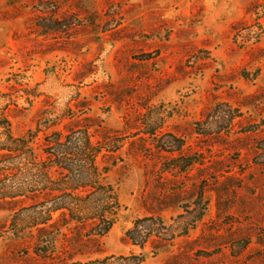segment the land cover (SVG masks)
Wrapping results in <instances>:
<instances>
[{
	"label": "rangeland",
	"instance_id": "374dc122",
	"mask_svg": "<svg viewBox=\"0 0 264 264\" xmlns=\"http://www.w3.org/2000/svg\"><path fill=\"white\" fill-rule=\"evenodd\" d=\"M7 96L0 264H264V0H0ZM77 129L98 193L48 162Z\"/></svg>",
	"mask_w": 264,
	"mask_h": 264
},
{
	"label": "trees",
	"instance_id": "16d2710c",
	"mask_svg": "<svg viewBox=\"0 0 264 264\" xmlns=\"http://www.w3.org/2000/svg\"><path fill=\"white\" fill-rule=\"evenodd\" d=\"M3 97V96H2ZM13 102V99L10 98V96H7L5 98H0V159L3 163L2 167H0V174L6 173L8 174L10 171H19L23 169L24 161L31 160L34 161V158L31 156H28V151L26 150V143L28 142L26 137H14L11 133L10 129V123L9 120L3 115L2 111L3 108L6 107V105H11ZM31 138L32 135H29ZM50 140V144L52 146V151H50L48 162L51 163V165H56L58 169L61 170L60 174L63 175H69L74 176L77 178L76 180H85L87 181L86 185H79V187L74 188L75 190L79 188H90L93 192L98 193L99 189L92 184L93 180L97 177L98 171L95 163H94V157H96L99 152H96L94 147H92V141L89 132L86 129H77L75 131H71L69 134L62 136L60 133H53L52 136L48 137ZM3 139V141H1ZM84 145L87 146L88 149H93L92 154H90L92 157V161H90L89 158H87L86 163L82 164L78 161H72L71 157H76L78 153L77 150H73L71 147H76ZM73 153H70L72 152ZM1 151H4L1 153ZM86 155V153H85ZM33 159V160H32ZM36 160V158H35ZM6 163V164H5ZM34 163V162H32ZM40 173L43 177L50 178L49 175V168L47 166H44L41 168H38ZM2 172V173H1ZM18 185H21L20 182ZM14 193H4L1 199H5L7 197H16L19 195H16L18 193H22L23 191L20 188H15ZM58 189H53V191ZM62 192V190H59ZM64 192V191H63ZM14 194V195H12ZM91 193L89 194V196ZM88 198V196H87ZM87 198L81 200L82 202L85 201ZM96 210V209H94ZM93 219L98 220V225L102 233L108 232L110 229L109 221L102 215L101 213H92ZM73 217V216H72ZM139 223V221H138ZM137 222L136 226L133 229H130L128 231V236L135 240L136 233L135 230L137 229ZM121 260H127V259H136L135 263L137 264L139 262V258L136 256H130V257H121ZM93 264V263H89Z\"/></svg>",
	"mask_w": 264,
	"mask_h": 264
}]
</instances>
